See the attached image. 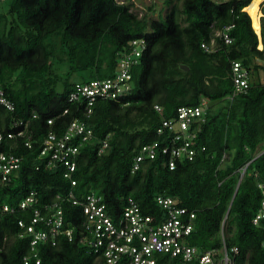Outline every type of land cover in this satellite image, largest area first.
<instances>
[{
	"label": "trees",
	"instance_id": "trees-1",
	"mask_svg": "<svg viewBox=\"0 0 264 264\" xmlns=\"http://www.w3.org/2000/svg\"><path fill=\"white\" fill-rule=\"evenodd\" d=\"M1 1L7 8L0 11V87L15 109L0 108V126L29 119L33 147L16 149L23 166L9 183L0 181V264H24L30 250V236L18 220H29L31 212L20 202L31 191L41 203L70 191L65 168L47 167L39 152L49 131L62 135L75 118L93 131L85 141L79 135L72 140L79 145L76 195L90 190L103 195L113 216L129 196L152 215L163 213L158 195L174 197L196 211L191 245L202 252L237 246L236 264H264V217L253 222L264 199L259 186L264 182V5L260 41L246 10L253 0H163L166 15L153 19L118 0ZM227 26L231 43L216 34ZM140 37L147 48L132 68L127 95L99 98L90 113L86 101L70 99L77 83L113 77L121 53ZM212 39L216 42L207 51L202 42ZM233 60L250 71L245 92L234 94ZM204 98L209 100L204 120L193 123L200 128L193 158L169 169L159 156L132 171L139 148L159 139L162 120ZM62 204L65 220L78 221L81 208ZM38 251L41 264H101L84 244L64 237L55 245L40 243ZM159 264H182V259L164 255Z\"/></svg>",
	"mask_w": 264,
	"mask_h": 264
},
{
	"label": "built area",
	"instance_id": "built-area-1",
	"mask_svg": "<svg viewBox=\"0 0 264 264\" xmlns=\"http://www.w3.org/2000/svg\"><path fill=\"white\" fill-rule=\"evenodd\" d=\"M120 2V1H119ZM264 4V0L261 3ZM231 26L218 30L226 43L233 38L229 34ZM215 39L210 43L202 42V47L210 51ZM147 48L146 39L134 38L130 42V50H125L119 56V65L113 77L93 79L86 83H77L71 92L73 101H86V110L91 112V105L99 98H119L127 95L132 89V68L141 61ZM234 94L245 92L249 87L251 77L249 69L240 60L232 61ZM209 100L202 99L196 106H180L172 118H164L157 129L159 139L143 144L133 159L132 171L140 169L146 160L164 157V163L169 169H175L177 163L184 159H192L196 153L195 139L200 128H193L194 122L204 120V114ZM13 111L14 102L0 87V108ZM162 113L163 108L155 105ZM37 117V114L33 115ZM54 123L53 118L48 119ZM32 128L29 119L16 118L8 126H0V181L9 183L24 162V156L16 149L20 146L32 148ZM92 129L85 122L73 119L65 132L58 135L51 130L43 139L39 156L44 158L49 168L63 166L65 176L71 179V189L66 195H58L53 203H41L35 191H31L19 204L22 209L30 210L29 220L20 218L18 225L24 233L30 236L29 253L24 257V264H41L38 245L40 243H57L59 237L69 241L77 240L84 244L91 253L101 259V264H159L161 257H180L182 264L197 261L198 264H236L235 257L239 253L237 246L230 251L224 244L222 248H212L200 251L188 242V237L194 230L196 211L171 196L158 195L156 201L163 213L152 215L143 212L137 200L129 196L123 209L113 216L107 209L104 197L90 190L81 196L75 194L77 185L73 173L77 168L76 155L79 145H74L75 136H81L82 141L92 136ZM107 146L104 142L100 151ZM264 194V182L259 184ZM64 201H71L81 208L78 221L65 220ZM4 209L14 211L8 205ZM264 217V199L253 222L258 224ZM264 246V240L262 242Z\"/></svg>",
	"mask_w": 264,
	"mask_h": 264
},
{
	"label": "rangeland",
	"instance_id": "rangeland-1",
	"mask_svg": "<svg viewBox=\"0 0 264 264\" xmlns=\"http://www.w3.org/2000/svg\"><path fill=\"white\" fill-rule=\"evenodd\" d=\"M118 1L130 3L131 9L135 13H137L139 16L147 14L152 19L164 17L166 15V12L169 9L168 5H164L163 0H118ZM179 3H181V2H179ZM263 5L261 4V7H260L261 12H262V6ZM6 8H7L6 2L0 0V11H5ZM260 44L261 43H259V47H260ZM261 48H263V44H262ZM59 73L62 74L63 71L62 72L60 71ZM254 77L255 76L252 75V79H254ZM77 78H79V77L77 75H75L73 77V80L77 79ZM262 79H264V72L263 71H262Z\"/></svg>",
	"mask_w": 264,
	"mask_h": 264
},
{
	"label": "bare ground",
	"instance_id": "bare-ground-1",
	"mask_svg": "<svg viewBox=\"0 0 264 264\" xmlns=\"http://www.w3.org/2000/svg\"><path fill=\"white\" fill-rule=\"evenodd\" d=\"M263 0H253L250 5L247 6L246 10L249 12L251 18H252V26L254 29L260 33L261 28V16L262 12L260 10L261 3ZM262 44H260V47Z\"/></svg>",
	"mask_w": 264,
	"mask_h": 264
},
{
	"label": "water",
	"instance_id": "water-1",
	"mask_svg": "<svg viewBox=\"0 0 264 264\" xmlns=\"http://www.w3.org/2000/svg\"><path fill=\"white\" fill-rule=\"evenodd\" d=\"M262 16H263V14H262ZM181 66L184 67V68H186V69H188V66H186V65H184V64H182ZM241 178H242V176H241ZM241 178H240V181H241ZM240 181H239V182H240Z\"/></svg>",
	"mask_w": 264,
	"mask_h": 264
},
{
	"label": "crops",
	"instance_id": "crops-1",
	"mask_svg": "<svg viewBox=\"0 0 264 264\" xmlns=\"http://www.w3.org/2000/svg\"><path fill=\"white\" fill-rule=\"evenodd\" d=\"M261 30V29H260ZM258 33V32H257ZM258 35H259V37H260V41H261V31H260V33H258ZM260 43H262V42H260ZM259 48H261V47H259ZM261 76H262V73H261Z\"/></svg>",
	"mask_w": 264,
	"mask_h": 264
}]
</instances>
